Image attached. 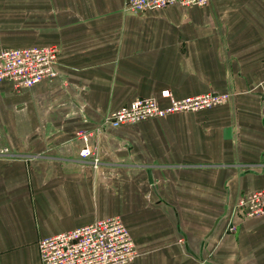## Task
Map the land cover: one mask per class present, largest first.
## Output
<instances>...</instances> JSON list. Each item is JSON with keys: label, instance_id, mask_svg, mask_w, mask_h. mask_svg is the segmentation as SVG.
I'll list each match as a JSON object with an SVG mask.
<instances>
[{"label": "crops", "instance_id": "1", "mask_svg": "<svg viewBox=\"0 0 264 264\" xmlns=\"http://www.w3.org/2000/svg\"><path fill=\"white\" fill-rule=\"evenodd\" d=\"M123 0H41L56 76L0 83V264H40L39 239L118 216L128 264H264V0L126 13ZM227 93L224 105L77 133L137 97ZM233 227L231 231L229 228Z\"/></svg>", "mask_w": 264, "mask_h": 264}, {"label": "built area", "instance_id": "2", "mask_svg": "<svg viewBox=\"0 0 264 264\" xmlns=\"http://www.w3.org/2000/svg\"><path fill=\"white\" fill-rule=\"evenodd\" d=\"M208 0H123L126 13H141L169 6L204 7ZM58 49L55 45L0 49V83L8 82L15 91L28 89L45 79L56 76ZM162 97L169 96L162 91ZM227 94L207 93L180 99L168 97L161 106L155 98H139L109 112L92 130L79 132L85 145L79 155L97 164V147L86 142L104 127L117 128L140 121L164 117L177 112H198L226 103ZM243 218L264 213V188L242 194L235 206ZM231 231L233 227L229 228ZM40 264H128L139 252L134 240L118 216L97 219L89 224L39 239Z\"/></svg>", "mask_w": 264, "mask_h": 264}, {"label": "rangeland", "instance_id": "3", "mask_svg": "<svg viewBox=\"0 0 264 264\" xmlns=\"http://www.w3.org/2000/svg\"><path fill=\"white\" fill-rule=\"evenodd\" d=\"M33 46H41V0H0V49L24 48V47H33ZM161 93L162 91L160 92L159 100L156 97H153L161 106H165L167 104L168 97H171L173 99H180V98H174L169 93V91H168L169 96L167 97H162ZM207 93H210V91L204 93L191 94L187 96H196ZM218 94H227V93H218ZM227 96L229 95L227 94ZM139 98H148V97H137L135 99H139ZM220 105H224V104H220ZM206 110H209V108ZM206 110H202L198 112H177V113L168 114L164 117L149 118L140 121L139 123L151 119L166 118L169 117L170 115L196 114ZM136 124H128V125H136ZM2 136L3 135H0V156H5L8 154V150L6 149L5 146H3V144H5V140ZM77 137H78V133H77Z\"/></svg>", "mask_w": 264, "mask_h": 264}, {"label": "water", "instance_id": "4", "mask_svg": "<svg viewBox=\"0 0 264 264\" xmlns=\"http://www.w3.org/2000/svg\"><path fill=\"white\" fill-rule=\"evenodd\" d=\"M262 101H263V107H264V96L262 97Z\"/></svg>", "mask_w": 264, "mask_h": 264}]
</instances>
